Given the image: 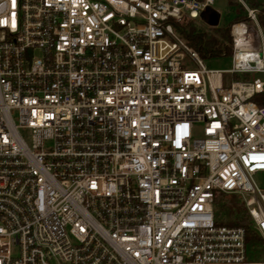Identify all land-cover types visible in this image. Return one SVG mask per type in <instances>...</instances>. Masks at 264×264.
Instances as JSON below:
<instances>
[{"label": "built area", "instance_id": "obj_1", "mask_svg": "<svg viewBox=\"0 0 264 264\" xmlns=\"http://www.w3.org/2000/svg\"><path fill=\"white\" fill-rule=\"evenodd\" d=\"M230 2L216 70L177 31L215 0H0V264H264V4Z\"/></svg>", "mask_w": 264, "mask_h": 264}, {"label": "rangeland", "instance_id": "obj_2", "mask_svg": "<svg viewBox=\"0 0 264 264\" xmlns=\"http://www.w3.org/2000/svg\"><path fill=\"white\" fill-rule=\"evenodd\" d=\"M230 1L231 0H215V7L221 13V18H220L218 27L216 28L208 27L207 25H205L204 23L198 20L188 21V22H185L184 24L187 30L189 28H192L194 30V33L203 34L206 40L209 38H214L218 42V47L223 48L225 46V48L228 49V53L224 56L223 54H221L220 56H216V57H203L199 55L207 69L227 70V69H230L232 66L231 49L229 48V46H227V41L223 40L220 34L222 30H227L229 25L235 21L237 13H238L239 5L235 3L232 4ZM262 31L264 35L263 28H262ZM223 50L225 51V49ZM252 78H258L260 80H264V75L254 74L248 79L252 80ZM240 79L242 78L239 76L232 77V80H240ZM230 80H231L230 77H225L224 83L227 84ZM255 182L260 188L264 189V173L256 175ZM217 202H218V205L215 206L217 221L219 223H225V222L227 223L229 221L228 219H230L233 216L235 209L238 208L237 206H239L238 205L239 201L237 200L235 201L234 199H231V198L229 199L223 196H219L217 199ZM220 206H223V208L225 209L232 208L233 212L230 213L228 216H225L224 211L220 210L222 208V207L220 208Z\"/></svg>", "mask_w": 264, "mask_h": 264}, {"label": "trees", "instance_id": "obj_3", "mask_svg": "<svg viewBox=\"0 0 264 264\" xmlns=\"http://www.w3.org/2000/svg\"><path fill=\"white\" fill-rule=\"evenodd\" d=\"M247 1L251 7H258L262 4H264V0H247ZM243 19H244L243 10L239 6L235 21L243 20ZM259 23L264 30V15L259 17ZM184 24H182L180 27H178L177 31L179 32L181 37L186 41V43L191 48H193L195 51H197L200 56L216 57V56H220L221 54L225 53L224 55H226L228 53V49L225 48V46L223 48L218 47V42L214 38H209L206 40L204 38L203 34L194 33V30L192 28H189L187 30L185 28L186 26ZM220 34H221V37L223 38V40H226L227 42L229 41L227 30H222L220 32ZM223 49H225V51ZM229 53H230V51H229ZM253 101H255L258 106H264V94L256 95L255 97H253ZM223 197H225V196H223ZM226 198H229V197H226ZM216 205H218V202H216ZM220 208H221L220 209L221 211H224L225 216H228L230 213L233 212L232 208H228V209L226 208L225 209V208H223V206H220ZM228 220L229 221L227 223L225 222V223H218V224L226 225V226H230V227L243 228L245 230V233H246L247 241L249 242V241L253 240L257 243L258 238L255 237V235L249 229L248 219L244 215V212L242 211L241 208L238 207L237 209H235L233 216Z\"/></svg>", "mask_w": 264, "mask_h": 264}, {"label": "water", "instance_id": "obj_4", "mask_svg": "<svg viewBox=\"0 0 264 264\" xmlns=\"http://www.w3.org/2000/svg\"><path fill=\"white\" fill-rule=\"evenodd\" d=\"M201 21L211 28H216L220 22V14L212 8H207L201 15Z\"/></svg>", "mask_w": 264, "mask_h": 264}]
</instances>
